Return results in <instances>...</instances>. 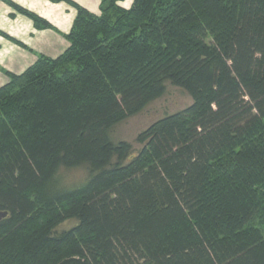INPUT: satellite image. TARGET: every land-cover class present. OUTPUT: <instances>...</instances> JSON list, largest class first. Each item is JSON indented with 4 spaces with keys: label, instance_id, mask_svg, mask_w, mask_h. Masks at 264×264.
Listing matches in <instances>:
<instances>
[{
    "label": "trees",
    "instance_id": "1",
    "mask_svg": "<svg viewBox=\"0 0 264 264\" xmlns=\"http://www.w3.org/2000/svg\"><path fill=\"white\" fill-rule=\"evenodd\" d=\"M51 1L70 47L0 88V264H264V0ZM167 83L192 105L133 155L111 134Z\"/></svg>",
    "mask_w": 264,
    "mask_h": 264
},
{
    "label": "crops",
    "instance_id": "2",
    "mask_svg": "<svg viewBox=\"0 0 264 264\" xmlns=\"http://www.w3.org/2000/svg\"><path fill=\"white\" fill-rule=\"evenodd\" d=\"M95 15H101V0H72ZM135 0L120 5L129 10ZM13 5L49 22L53 29L38 30L33 21ZM77 11L67 3L51 0H0V88L8 84L5 72L21 75L40 56L56 59L70 47V34ZM8 38H7V37Z\"/></svg>",
    "mask_w": 264,
    "mask_h": 264
},
{
    "label": "rangeland",
    "instance_id": "3",
    "mask_svg": "<svg viewBox=\"0 0 264 264\" xmlns=\"http://www.w3.org/2000/svg\"><path fill=\"white\" fill-rule=\"evenodd\" d=\"M192 98L181 88L167 83L166 94L151 103L142 113L130 118L126 122L118 125L111 134L114 142H127L133 146V155L141 149L137 143L139 134L148 129L153 123L171 115L180 112L192 105ZM61 187L72 190L84 185L88 179L89 172L86 167L77 169H62L59 173ZM78 222L70 220L60 225L55 233H62L75 227Z\"/></svg>",
    "mask_w": 264,
    "mask_h": 264
},
{
    "label": "water",
    "instance_id": "4",
    "mask_svg": "<svg viewBox=\"0 0 264 264\" xmlns=\"http://www.w3.org/2000/svg\"><path fill=\"white\" fill-rule=\"evenodd\" d=\"M8 216L7 213H1L0 212V220H2L3 218H6Z\"/></svg>",
    "mask_w": 264,
    "mask_h": 264
}]
</instances>
